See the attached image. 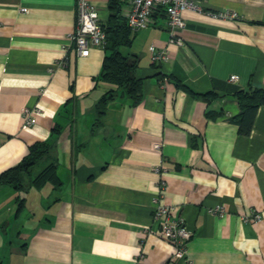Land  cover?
Returning <instances> with one entry per match:
<instances>
[{
  "label": "crops",
  "instance_id": "1",
  "mask_svg": "<svg viewBox=\"0 0 264 264\" xmlns=\"http://www.w3.org/2000/svg\"><path fill=\"white\" fill-rule=\"evenodd\" d=\"M92 1L109 26L108 1ZM194 3L175 39L162 11L130 30L120 51L142 81L133 105L98 79L104 49L75 53L77 0H0V174L48 142L61 181L0 185V264H185L159 236L156 198L193 232L187 264H264V105L250 134L235 121V93L264 88V0ZM151 45L166 62H150Z\"/></svg>",
  "mask_w": 264,
  "mask_h": 264
},
{
  "label": "trees",
  "instance_id": "2",
  "mask_svg": "<svg viewBox=\"0 0 264 264\" xmlns=\"http://www.w3.org/2000/svg\"><path fill=\"white\" fill-rule=\"evenodd\" d=\"M121 2L123 0H108L107 2L110 12V25L103 26L101 24L106 36L103 48L106 55L103 63H101L102 69L98 79L122 91L135 105L142 97V81L134 76L135 63L133 60L120 51L122 46L128 45L130 35L126 20H122L118 15L120 14ZM113 94L114 91L111 90L104 95L97 105L98 113L103 110L107 100ZM199 96L209 99L214 95L207 93ZM235 99L240 108V114L235 120L239 126L238 130L242 135H248L251 132L250 129H252L257 109L264 105V88H249L238 91L235 93ZM55 149L56 146L52 143H35L31 146L28 156L21 163L0 174V185L12 186L19 191H24L30 187L40 188L48 183L59 187L61 181L57 174L58 159ZM36 168L40 170L34 174ZM22 204L23 201L20 199L18 208H21Z\"/></svg>",
  "mask_w": 264,
  "mask_h": 264
},
{
  "label": "built area",
  "instance_id": "3",
  "mask_svg": "<svg viewBox=\"0 0 264 264\" xmlns=\"http://www.w3.org/2000/svg\"><path fill=\"white\" fill-rule=\"evenodd\" d=\"M108 1V0H107ZM129 5L126 22L133 32L147 28L154 12L161 10L167 19V29L171 32L172 39H175L177 32L185 27L183 10H195L197 6L194 0H125ZM77 23L76 30L71 34V41L75 46V53L78 56L86 57L93 47L104 48L106 36L101 28L98 7L92 0H77ZM22 12H27V8H21ZM222 17H235L236 14L222 13ZM150 62L162 64L166 62L167 50L159 49L154 45L149 47ZM230 81H235L236 76H231ZM40 113L38 108L23 110L24 124L22 128H29L36 125V116ZM162 186L164 183L162 182ZM153 217L160 224L159 236L169 241L174 248L175 259L188 262L187 244L193 237V232L186 228L185 222L178 210L172 206H159L156 198ZM255 216L254 219H257ZM142 258V256H140Z\"/></svg>",
  "mask_w": 264,
  "mask_h": 264
}]
</instances>
